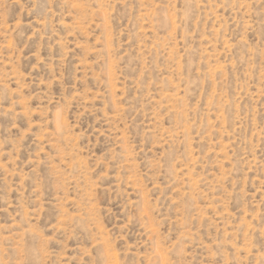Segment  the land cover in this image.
Segmentation results:
<instances>
[{
	"label": "rangeland",
	"instance_id": "rangeland-1",
	"mask_svg": "<svg viewBox=\"0 0 264 264\" xmlns=\"http://www.w3.org/2000/svg\"><path fill=\"white\" fill-rule=\"evenodd\" d=\"M0 264H264V0H0Z\"/></svg>",
	"mask_w": 264,
	"mask_h": 264
}]
</instances>
